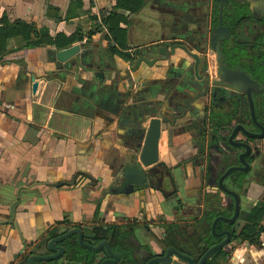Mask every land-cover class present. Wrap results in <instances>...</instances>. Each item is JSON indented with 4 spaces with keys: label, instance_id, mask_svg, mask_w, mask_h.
I'll use <instances>...</instances> for the list:
<instances>
[{
    "label": "crops",
    "instance_id": "obj_1",
    "mask_svg": "<svg viewBox=\"0 0 264 264\" xmlns=\"http://www.w3.org/2000/svg\"><path fill=\"white\" fill-rule=\"evenodd\" d=\"M141 1L131 12L135 4L128 0H0V21L30 24L43 39H78L58 49L27 47L14 37L0 56V264H29L30 257L51 255L48 243L73 229L87 244L106 241L112 248L119 235H131L158 256L180 243L176 235L187 215L197 213L200 231H211L215 214L227 218L233 199L219 192L218 182L207 184L189 166L171 168L169 147L178 141L173 120L181 99L199 96L203 86L194 72L182 74L180 60H188L190 70L192 61L181 50L171 55L169 46L179 43L194 55L204 49L211 60L210 39L225 22L228 0ZM112 16L119 30L115 38L105 20ZM73 46L79 50L72 58L56 60ZM142 55L157 59L156 65L141 63L131 73ZM152 118L172 125L160 132L157 150L172 182L159 170L160 189L150 190L146 182L143 190L121 193L120 173L138 161ZM254 172L241 182L237 175L224 181L238 197L233 235L264 200V184ZM202 208L210 212L205 217ZM225 225L217 223L215 233ZM256 226L264 228L263 215ZM76 239L56 245L75 249ZM221 250L226 258L219 264H264V232L254 245L232 238ZM41 264L77 263L63 256Z\"/></svg>",
    "mask_w": 264,
    "mask_h": 264
},
{
    "label": "flooded vegetation",
    "instance_id": "obj_2",
    "mask_svg": "<svg viewBox=\"0 0 264 264\" xmlns=\"http://www.w3.org/2000/svg\"><path fill=\"white\" fill-rule=\"evenodd\" d=\"M228 7L224 24L217 30L215 38L210 39L212 59L209 60L202 49V52L195 55L196 60L192 61L191 71L194 72L195 81L203 87L207 86L208 91L197 92L200 95L193 98L184 95L181 99L178 116L176 120H173L174 123L179 124L174 130L178 141L170 142L169 147L171 159L175 162L171 168L184 170L185 166H189L193 176L199 175V178L207 184L215 181L216 187L219 178L230 168H246L243 172L230 173L225 178H234L237 175V177L240 176L239 182L255 169L257 173H253L254 178L258 180V183L264 184V0H228ZM194 66L196 70L193 69ZM183 69L182 65L181 70ZM161 125L162 130L170 129L172 126L170 123ZM183 153L186 155L181 156ZM240 156L243 157L246 167L240 164ZM158 162L157 154V164L148 171L146 187L150 190L160 189V183L157 180L160 171L165 173L172 182L170 170L164 163ZM219 190L226 197V194ZM185 211L187 212V209ZM228 212L230 215L228 214L227 219H230L234 214V201L231 208H228ZM209 213L202 208L203 217ZM186 217H184L182 234L176 235L182 244L170 245L156 256L144 247L139 246L141 249L137 251L127 241H120V238L125 235H119L116 238L117 247L109 246L118 257V260L112 263H148L152 259L163 257L169 248L190 258L193 263H199L202 257L199 252L203 250L206 252L224 241L226 237H214L210 229H206L208 236H205L200 231L197 213L193 212ZM217 217L223 216L219 213L215 214L211 218V224ZM224 231L231 233V240L234 223L226 224L224 230L217 233ZM206 240L215 242L212 246L207 248L206 245L203 250H200L199 244L205 243ZM92 246L95 247L97 244ZM60 247L64 250L60 258L65 256L66 262L112 261L105 249L92 252L82 248L83 250H80L84 251L87 258L82 262H73L70 259L71 253L78 250V247L75 246V249L68 246ZM144 250L149 256L144 253ZM54 254L55 252L51 255ZM97 255L101 256L98 260ZM54 261H39V263ZM174 262L185 263L173 255L171 263Z\"/></svg>",
    "mask_w": 264,
    "mask_h": 264
},
{
    "label": "water",
    "instance_id": "obj_3",
    "mask_svg": "<svg viewBox=\"0 0 264 264\" xmlns=\"http://www.w3.org/2000/svg\"><path fill=\"white\" fill-rule=\"evenodd\" d=\"M169 48H170L171 55H173L176 50H181L187 56V58L190 61H193L194 59L196 60V56L194 54H191L187 47H185L179 43H171ZM78 50L79 49L77 46H73L69 49L60 51L56 54V60L60 63H65L70 58H72L78 52ZM157 54L160 55L162 58H164L163 60H166L165 57H167V56H165V54L160 53L159 50L157 51ZM162 61H158V62H162ZM141 63L143 65H145L146 67H152L154 64L156 65L157 59L147 61V59L144 58V55L139 56L136 59L133 67L130 68V72L131 73L136 72L139 69V66ZM179 63H180L179 66L181 68H182V65L184 66V69L182 70V74L185 77H189L190 73H192V71L189 68L190 62L186 59H181ZM162 66H163V63H162ZM193 69L196 70V66H194ZM191 89H195V88L192 86ZM203 91L207 92L208 87L207 86L203 87ZM161 124H162V122L157 118H152L149 120V123H148L146 131H145L143 145H142L139 157H138V161L134 162L128 166H124L121 173H120L121 177H122V183H121V187L119 190L121 193H126V194L132 193V192L134 193L136 191H140V190H143L145 188L146 182L148 180V171L150 168H152L153 166H155L157 164L158 138L160 135V131L162 130ZM239 162L241 165L246 167L242 156L239 157ZM245 170H246V168H243V169H241V168H230L225 172L224 175H222L219 178V181H218V187L226 195L230 196L234 201V214H233V216L230 219H227L224 217H217L213 220L212 225H211L212 235L214 237H217V238L226 237L224 241H222L221 243L209 248L202 255L199 263H193L190 258L185 257L183 255H180V254L176 253V251H174V249L169 248L163 257H158V258L152 259L151 261H149L146 264H204L206 262V260H208V258L214 252L221 250L226 245H228L230 238H231V233L228 231H224L222 233H215V227H216L217 223H219V222L231 225L236 221L237 216H238V211H239V209H238V197L234 192L226 189L222 183H223V180L230 173L243 172ZM74 235H76V237H77L76 242H77L78 246L81 248L88 249L89 251H92V252H97L100 249L106 250L108 257L112 261L106 260L100 264H117V263H112L113 261L118 260V257L110 250L109 245L107 244L106 241H100L97 244V246L93 247L92 245L87 244L83 241L81 232L77 229H73L64 235L57 237L56 239L51 240L48 243V249H50L51 251H54L55 252L54 255L30 257L28 259V263L29 264H41V263H35L34 260H36V261H54L56 259H59L60 256L62 255V253L64 252V250L62 247L57 246L56 244L60 241L66 240L69 237L74 236ZM173 255H174V257H176L177 259H180L181 261H183L185 263H176V262L171 263V257Z\"/></svg>",
    "mask_w": 264,
    "mask_h": 264
},
{
    "label": "trees",
    "instance_id": "obj_4",
    "mask_svg": "<svg viewBox=\"0 0 264 264\" xmlns=\"http://www.w3.org/2000/svg\"><path fill=\"white\" fill-rule=\"evenodd\" d=\"M128 1H129V3L135 4L134 7H130V8H132L130 10L131 12H135L139 8V6L141 5V2H142L141 0H136V2L131 1V0H128ZM114 19H117V17L112 16V17L105 19L106 23L108 25V31H109L110 35L112 36V38H115L114 37L115 33L117 31H119L118 29H116V31H115V28H113V26H114L113 20ZM105 20H103V21L105 22ZM14 37H21L26 42L27 47H33V46H36L38 44H42V45L47 44V45H54L58 49H63V48L69 46L70 44H72L78 40L76 37L64 39L63 37H59V36L56 37V40H54V41L47 39L45 37H44V39L41 37L39 38L38 32L34 31L33 26H31L30 24L21 23V22L9 24L5 20V18H2V20L0 21V56H2V54L5 51L6 41L8 39H11ZM33 38H37V39L33 40ZM58 39L64 40V44H59ZM262 215L264 216V200L257 207L253 208L251 213L248 215L244 226L241 228V230L236 235L234 233L232 238L239 240L242 243H246L248 245L256 244L257 234L264 232L263 227L256 226V222L261 220ZM125 236H122L120 238V241H122V240L127 241L131 246L135 247V249L137 251L139 249H141L139 247V245L137 244L136 240L132 236H130V235H128L126 237ZM210 237H212V236L210 235ZM73 244L76 247H78V250L73 251L71 253L70 259L73 262H82L84 259L87 258L86 254L84 253V251H81L83 249L81 247H79L76 242H74ZM205 244L207 245V248L212 246V245H209L208 240L205 241ZM144 253H146L148 255L146 250H144ZM204 253H205V250L201 251L200 255L202 256ZM220 258H225V254L223 253L222 250H218V251L214 252L210 256V258L208 260H206V262L204 264H215V263H210V262L212 260H216V259H220ZM89 259H90V261H92V257H90ZM77 264H94V263H77ZM121 264H146V263H121Z\"/></svg>",
    "mask_w": 264,
    "mask_h": 264
},
{
    "label": "rangeland",
    "instance_id": "obj_5",
    "mask_svg": "<svg viewBox=\"0 0 264 264\" xmlns=\"http://www.w3.org/2000/svg\"><path fill=\"white\" fill-rule=\"evenodd\" d=\"M200 232V231H199ZM203 234H205V236H208L207 232H206V228H205V231H201ZM207 238V237H206ZM200 241H203L200 239ZM203 250V249H202ZM201 254V252H199ZM198 253V254H199ZM224 253V252H223ZM201 256V255H200ZM226 258V256H225ZM225 258H220V259H216V260H212L210 263H215V264H219V263H224V259Z\"/></svg>",
    "mask_w": 264,
    "mask_h": 264
}]
</instances>
